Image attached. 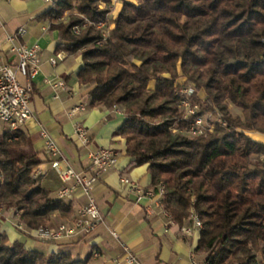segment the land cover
<instances>
[{
    "label": "trees",
    "instance_id": "16d2710c",
    "mask_svg": "<svg viewBox=\"0 0 264 264\" xmlns=\"http://www.w3.org/2000/svg\"><path fill=\"white\" fill-rule=\"evenodd\" d=\"M111 1L56 0L41 18L59 48L81 58L90 105L122 111L117 134L130 165L146 166L154 191L164 187L170 219L188 227L197 215L194 252L206 264H264V142L249 135L264 136V0H121L104 38L96 24ZM190 84L195 116L220 120L199 136L173 131L187 128L177 91ZM39 164L25 131L4 127L0 208L19 214L22 238L74 218L72 202L34 175ZM91 256L27 249L0 228V264H90Z\"/></svg>",
    "mask_w": 264,
    "mask_h": 264
},
{
    "label": "crops",
    "instance_id": "0c3cea01",
    "mask_svg": "<svg viewBox=\"0 0 264 264\" xmlns=\"http://www.w3.org/2000/svg\"><path fill=\"white\" fill-rule=\"evenodd\" d=\"M54 1L0 0V46L6 49L7 38L23 28L25 34L16 38L14 44H37L40 48L38 72L31 81L16 75L21 85L30 84L31 87L33 118L22 129L34 151L40 154L41 164L34 170L38 172L37 176H41V185L57 197L62 183L50 167L51 157L41 136L42 129L56 142L64 159L86 176L93 173L87 157L89 149L110 147L116 153L117 162L115 167L102 173L91 187V195L102 221L88 235L46 243V249L41 251L56 253L64 247L76 245L78 253L83 248L85 258L92 255L90 264H124L121 244L125 243L143 264H206L204 255L194 252L199 231L185 234L182 227L186 226L171 223L157 199L137 200V196L121 184L120 179L125 177L136 181L144 189H151L146 166L130 165V158L125 153V140L117 134L124 122L123 115L113 109L90 105L91 88L77 78L83 67L81 58L59 48L58 32L51 30L48 21L41 18ZM58 53L64 54L63 59L57 58ZM14 58V55L5 56L7 61ZM52 58L56 59L55 65L50 63ZM58 80L64 82V89H55L49 84ZM77 124L86 129L87 146H83L75 135ZM3 128L0 127V132ZM256 135L259 141L264 142L263 136ZM71 202L75 217L87 202V196L78 190ZM2 222L0 220V228L10 242L22 240L8 223ZM111 231L118 234V240L112 237ZM23 241L27 249H37L36 239L25 237ZM81 243L82 247L79 246Z\"/></svg>",
    "mask_w": 264,
    "mask_h": 264
},
{
    "label": "built area",
    "instance_id": "2783aa9c",
    "mask_svg": "<svg viewBox=\"0 0 264 264\" xmlns=\"http://www.w3.org/2000/svg\"><path fill=\"white\" fill-rule=\"evenodd\" d=\"M112 3L108 6L109 13L106 17H109L116 11ZM96 28L101 30L104 38L108 36L109 29L106 20L99 21L96 24ZM75 32L77 33L78 29H75ZM24 34L25 30L19 28L14 35H10L7 38L6 43L8 47L6 49L0 46V122L11 131L22 128L27 121L33 118L30 107V84L26 86L21 85L16 75L20 74L31 81L38 72L40 48L37 44L32 46L14 44L15 39L23 37ZM7 54L14 55L15 58L7 61L5 59ZM63 57V53L57 54L59 60L63 59ZM50 63L55 65L56 59H50ZM49 84L55 89H64L65 87L62 80L55 82L50 81ZM194 93L195 88L191 84L178 89V108L182 113L183 121L188 125L185 130L181 131L177 128H173L174 132L185 133L189 136H199L206 131H212L214 125L210 120H207V117L195 116L198 111V105L192 100ZM112 109L122 114L119 108L113 107ZM217 121L220 120L218 119ZM74 132L83 146L89 144L86 129L82 125L77 124ZM41 136L45 140L46 151L51 157L50 167L55 170L62 183L57 196L61 199L71 201L76 191L80 190L87 196V202L72 220L60 223L54 228L45 226L27 233L30 237L44 243L73 240L88 235L102 221L96 202L91 195V187L102 173L115 167L117 162L116 153L110 147L89 149L87 151V157L93 173L90 176H86L64 159L56 142L43 129L41 130ZM34 175H38L36 170H34ZM120 182L122 185L127 186L130 191L137 196V200L143 198L157 199V203L163 209L165 217H167L171 223H175L170 219V216L164 210L160 202L164 193L163 186L159 185L157 190L154 191L152 188L149 190L144 189L136 181L125 177H122ZM0 213L5 215V220L10 223L14 229L25 231L23 224L18 220L19 214L17 212L14 210L4 211L0 208ZM191 219V226L182 227V231L185 234H190L192 231H199L201 229V222L195 213H192ZM111 235L114 239L118 240V234L115 231H111ZM121 248L124 264H143L136 258L127 244L122 243Z\"/></svg>",
    "mask_w": 264,
    "mask_h": 264
},
{
    "label": "rangeland",
    "instance_id": "374dc122",
    "mask_svg": "<svg viewBox=\"0 0 264 264\" xmlns=\"http://www.w3.org/2000/svg\"><path fill=\"white\" fill-rule=\"evenodd\" d=\"M112 1H113V3H112ZM111 1V3L113 4V6L115 7V9L117 10V8L119 7V5L121 4V0H112ZM118 1V2H117ZM107 9H108V7H107ZM115 12V11H114ZM114 16V13L113 14H111L109 17H108V19L106 18V22H107V26H108V29L109 30H111L112 28H113V22L111 21V19H112V17ZM18 80H19V76H18ZM178 82L179 83H182L183 82V79H181V80H178ZM153 86V83H151L150 84V86L149 87H152ZM184 86H187V85H184ZM195 88V87H194ZM194 95V94H193ZM196 96L197 97H200V98H204V92L202 91V90H200V91H198V92H196ZM228 108H229V110H230V112L232 113V115H234V116H236V115H240V110L237 108V107H235V106H233V105H231V104H229L228 103ZM204 117H207V120H210V122H212L213 120H218V118L217 117H214L213 115H210V114H206V115H203ZM4 126V124L2 123V122H0V127H3ZM5 127V126H4ZM257 133H250L249 135L254 139V140H259V136L258 135H256ZM261 137V136H260ZM264 137V136H263ZM0 220L1 221H3L4 223H8L6 220H5V215L4 214H1L0 213ZM2 222V223H3ZM9 224V226H11L10 225V223H8ZM12 227V226H11ZM13 228V227H12ZM13 230L14 231H16L15 233H17V235H19L20 236V233L19 232H17V230L16 229H14L13 228ZM21 237V236H20ZM30 237V236H29ZM30 238H32V237H30ZM22 240H23V238H22ZM36 248L37 249H39V250H45L46 249V243H44V242H40V241H36ZM80 247H82L83 246V243H81L80 245H79ZM62 251H65V252H71L72 253V255L73 256H78L80 259H84L85 258V256L86 255H83V248H80V252L78 253V247H76V245L74 246V245H71V246H68V247H64V248H62L61 249ZM79 254V255H78Z\"/></svg>",
    "mask_w": 264,
    "mask_h": 264
}]
</instances>
